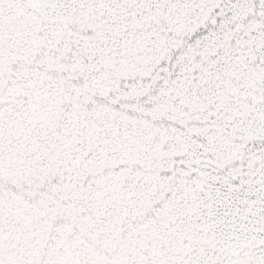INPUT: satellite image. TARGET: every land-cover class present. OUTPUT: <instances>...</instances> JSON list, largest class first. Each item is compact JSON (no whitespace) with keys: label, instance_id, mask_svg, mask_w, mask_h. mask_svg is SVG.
Returning a JSON list of instances; mask_svg holds the SVG:
<instances>
[{"label":"snow or ice","instance_id":"obj_1","mask_svg":"<svg viewBox=\"0 0 264 264\" xmlns=\"http://www.w3.org/2000/svg\"><path fill=\"white\" fill-rule=\"evenodd\" d=\"M0 264H264V0H0Z\"/></svg>","mask_w":264,"mask_h":264}]
</instances>
